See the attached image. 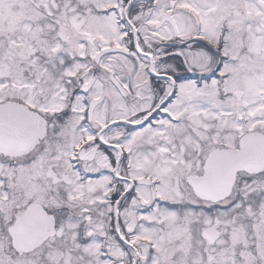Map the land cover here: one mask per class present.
I'll use <instances>...</instances> for the list:
<instances>
[{
    "label": "snow or ice",
    "instance_id": "snow-or-ice-1",
    "mask_svg": "<svg viewBox=\"0 0 264 264\" xmlns=\"http://www.w3.org/2000/svg\"><path fill=\"white\" fill-rule=\"evenodd\" d=\"M0 264H264V0H0Z\"/></svg>",
    "mask_w": 264,
    "mask_h": 264
}]
</instances>
